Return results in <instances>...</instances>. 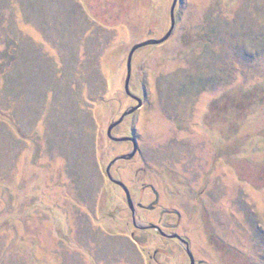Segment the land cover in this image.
Segmentation results:
<instances>
[{
    "label": "rangeland",
    "instance_id": "rangeland-1",
    "mask_svg": "<svg viewBox=\"0 0 264 264\" xmlns=\"http://www.w3.org/2000/svg\"><path fill=\"white\" fill-rule=\"evenodd\" d=\"M0 0V264H264V0ZM138 226L160 227L139 229Z\"/></svg>",
    "mask_w": 264,
    "mask_h": 264
},
{
    "label": "water",
    "instance_id": "water-1",
    "mask_svg": "<svg viewBox=\"0 0 264 264\" xmlns=\"http://www.w3.org/2000/svg\"><path fill=\"white\" fill-rule=\"evenodd\" d=\"M176 4H177V0H174L173 6H172V9H171V22H172V24H171V30L169 31V33L163 39H160V40H154V39L152 40L151 39L149 41H145V42L139 43V44L135 45L132 48V50H131V52L129 54L128 63H127L128 75H127V79H126L125 90H126V92H127V94L129 96H131L132 98H134V99H136L138 101V105L132 107L130 110H128L125 113H123V115L120 117V119H118L117 121L113 122L108 128V137L112 141H115V142H128V141H131V142H133V145H134V149H133V151L131 153L123 154V155L118 156L107 167V175H108L109 179L113 183L121 186L125 190V192L127 194V199H128L129 206H130V208H131V210L133 212L134 219H135L136 212H135V207H134L132 199H131L130 192H129L128 188L121 181L116 180V179H114L112 177L111 169H112L113 165L115 163H117L118 161H120V160H128V159L133 158L136 155L137 151H138V144H137V141H136V139L134 137H127V136H125V137H115V136H113L112 133H113V130L117 126H119L126 119V117H128L129 115H132L135 112H137L141 108V106L143 105V100L141 98L133 95L131 93V91H130V81H131V75H132V60H133V56H134L135 52L137 50H139L140 48H143V47H146V46H149V45L161 44V43H163L164 41L167 40V38L171 35V33H172V31H173V29L175 27V23H176V21H175V7H176ZM135 225L139 229L152 228V229H156V230L160 231L162 234H164L160 227H155V226H141L140 227L136 223H135ZM167 237L173 238V239H178L183 245H185L186 249H187V253H188V255L190 257V260H191V264H195V259H194L193 255L191 253V250L189 249V243L185 239H183L178 234L167 235Z\"/></svg>",
    "mask_w": 264,
    "mask_h": 264
},
{
    "label": "flooded vegetation",
    "instance_id": "flooded-vegetation-1",
    "mask_svg": "<svg viewBox=\"0 0 264 264\" xmlns=\"http://www.w3.org/2000/svg\"><path fill=\"white\" fill-rule=\"evenodd\" d=\"M128 143H131V144H133V142H131V141H128ZM136 208V207H135ZM168 235H170L169 233H167ZM174 234H176V233H174ZM165 235V234H164ZM172 235V234H171ZM173 239V238H172ZM175 240H178V239H175ZM190 262H191V260H190Z\"/></svg>",
    "mask_w": 264,
    "mask_h": 264
}]
</instances>
